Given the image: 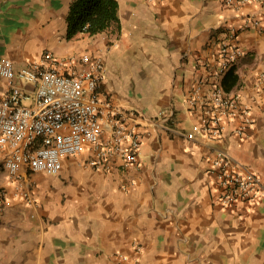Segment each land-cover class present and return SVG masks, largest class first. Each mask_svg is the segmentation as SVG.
I'll list each match as a JSON object with an SVG mask.
<instances>
[{
  "label": "crops",
  "instance_id": "obj_1",
  "mask_svg": "<svg viewBox=\"0 0 264 264\" xmlns=\"http://www.w3.org/2000/svg\"><path fill=\"white\" fill-rule=\"evenodd\" d=\"M70 2L0 0V57L19 68L45 50L100 51L104 88L142 115L139 161L105 171L67 157L57 175L22 177L35 199L27 203L2 170L0 148V264H264V1L232 10L222 0H117V26L66 39ZM247 13L259 25L238 32L244 55L222 86L253 122L242 135L231 117L220 138L181 135L199 120L187 94L209 89L219 41ZM7 89L0 76V95ZM220 153L259 176L253 201L219 202L210 166Z\"/></svg>",
  "mask_w": 264,
  "mask_h": 264
},
{
  "label": "built area",
  "instance_id": "obj_2",
  "mask_svg": "<svg viewBox=\"0 0 264 264\" xmlns=\"http://www.w3.org/2000/svg\"><path fill=\"white\" fill-rule=\"evenodd\" d=\"M248 1L222 3L237 10ZM258 25L255 14L247 13L241 22L229 26L219 41L209 89L200 94L198 84L186 96L188 107L199 111V120L190 130L180 131L181 135L220 138L228 117L241 120L235 132L242 135L253 122L249 108L238 95L224 90L222 78L244 55L236 41L238 32ZM107 71L104 56L97 50L63 57L45 50L40 60L19 68L11 58L0 57V76L8 84L7 91L0 95V148L5 150L2 170L9 180L17 182L27 203L35 199L30 182H21L22 177L34 173L57 175L67 157L84 155L89 167L105 171L114 166L124 170L138 163L142 115L123 108L120 99L104 88ZM159 114L168 118V112ZM233 161L227 153L211 161L218 200L224 205L253 201L261 193L259 176L253 171H238Z\"/></svg>",
  "mask_w": 264,
  "mask_h": 264
},
{
  "label": "trees",
  "instance_id": "obj_3",
  "mask_svg": "<svg viewBox=\"0 0 264 264\" xmlns=\"http://www.w3.org/2000/svg\"><path fill=\"white\" fill-rule=\"evenodd\" d=\"M117 7V0H71L65 17V38L71 39L79 33L92 36L105 31L111 25L117 26ZM231 74H233L232 68L224 76L225 89L228 88L225 77Z\"/></svg>",
  "mask_w": 264,
  "mask_h": 264
},
{
  "label": "rangeland",
  "instance_id": "obj_4",
  "mask_svg": "<svg viewBox=\"0 0 264 264\" xmlns=\"http://www.w3.org/2000/svg\"><path fill=\"white\" fill-rule=\"evenodd\" d=\"M126 87H127V91H128V93H130V94H131V93H132V94L135 93V92L132 91V90H135V89H134V86H133V84H132L131 82L128 83ZM115 95H116V96L120 99V101L122 102V100H121L122 98H121L118 94H115ZM130 97H131V96H130ZM132 97H139V98H141V96H132ZM33 184H34V182H33Z\"/></svg>",
  "mask_w": 264,
  "mask_h": 264
}]
</instances>
